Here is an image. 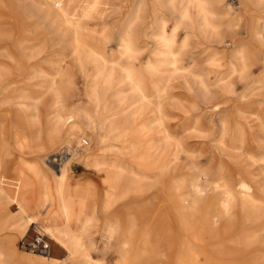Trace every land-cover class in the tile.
Wrapping results in <instances>:
<instances>
[{"label": "bare ground", "instance_id": "1", "mask_svg": "<svg viewBox=\"0 0 264 264\" xmlns=\"http://www.w3.org/2000/svg\"><path fill=\"white\" fill-rule=\"evenodd\" d=\"M37 1L30 4L37 7ZM128 2L118 36L111 40L104 34L105 24L93 17L100 15L101 0H39L44 19L51 17V26L63 35L71 33L73 54L97 67L85 85L87 99L102 107L97 118L86 108L53 114L57 101L47 91L59 95L53 81L44 85L0 75V226L3 230L13 223L22 232V227L37 222L34 213L25 214L44 204L52 189L63 221L47 220L44 234L67 251L65 260L48 253L18 254L0 240V264H64L67 259L71 264H105L92 257L95 247L86 240L96 219L97 172H104L103 236L107 245L115 241V264H264V0ZM8 11L20 16L13 0H0V34ZM27 19L19 22L38 25L34 15ZM111 42L115 47L106 46ZM203 44L202 62L209 67L198 68L193 49ZM126 57L131 65L120 62ZM106 64L111 69L104 74L97 65ZM116 67L120 74L112 95L118 109L102 102L114 87ZM178 73L196 80L201 100L215 110L207 123L213 146L203 154L204 164L192 159V171L170 189L172 197H149L152 187L173 174L171 154L165 149L172 135L165 129L166 138L153 155L141 152L129 139L127 117L137 118L139 105L151 102L158 112L157 124L163 125L161 98L169 79ZM238 82L243 87L241 105L223 113L226 94ZM128 91L131 98L124 96ZM182 128L199 133L189 117ZM61 142L67 148L53 154L52 179L37 161L10 159L34 158ZM177 146L184 150L180 142ZM74 163L92 169L95 176L76 178ZM81 186L90 204L87 215L82 209L74 213L76 203L85 200L75 197ZM9 204L16 209L9 210Z\"/></svg>", "mask_w": 264, "mask_h": 264}, {"label": "rangeland", "instance_id": "2", "mask_svg": "<svg viewBox=\"0 0 264 264\" xmlns=\"http://www.w3.org/2000/svg\"><path fill=\"white\" fill-rule=\"evenodd\" d=\"M13 1L17 13L20 16L15 15L11 12L10 14L9 11L6 13V15H8L4 19L6 25L4 26V29L0 34L5 39L3 41H0V75L9 78L10 81H13L14 79L20 77H27L29 79L38 80L44 85H48V83L50 84L53 81L55 82V88H57V91L59 92V95H56L54 94L53 90H47L49 91L48 95L50 94L51 99L54 102L55 100L57 101L55 103V106L52 108V111H55L53 114H56L60 111H63V113H65L74 108H86L92 113L95 118H97L102 110V107H96L87 99V96L85 95V85L87 79L91 76H94L95 70L97 68L95 64H88L83 60V58L77 57L75 54H73L72 47L70 45L71 33L63 35L61 32H58L54 26H51V17H49L48 19H44V11H38L40 8H43L41 6L42 4L40 5L39 0L36 3L37 7L30 4L31 0ZM128 1L130 0H101L98 8L100 15H98L99 13L93 14L94 20L101 21L105 24L106 29L104 31V34L109 36L111 40L115 39L118 36L121 22L123 21L130 8ZM30 14L34 15V17L36 18V20H34L38 25H34V23L31 21V26H28V23H20L22 22L20 20L21 18L29 21L27 17L30 16ZM144 22H147V18H144ZM25 28L28 32L23 31ZM99 36V34L93 35L94 38H99ZM111 45L112 47H115L114 42H111V44H106V46ZM205 45L206 44L198 45L193 49L194 52L196 51L194 54L198 58L197 62L199 61L198 68H203L205 66L209 67L207 64L204 65L202 62L203 58H205V53L203 52ZM120 62L125 65L132 64L131 59L127 57L124 59L121 58ZM28 65L30 67H28ZM97 66L102 67L104 74H107L111 69V64ZM113 71L116 78L113 79L112 85L117 82L118 75L120 74V70L117 67L114 68ZM207 83L211 84L212 80H208ZM238 83L234 91H232L230 94H226V102L220 107L223 113L227 110L232 111V109L234 111L235 109H238L240 107V103L242 102L240 97L243 93V87L241 85L242 83ZM114 88H116L115 85L110 91L105 94L102 102L107 103L108 108L115 107L116 109H118V100L115 96L112 95V93L114 92ZM211 89L213 90L212 87ZM199 91L200 88L196 80L188 76H182V74L179 73L175 74L169 79L167 83L166 93L161 98V101L163 103V125L159 126L157 124L156 120L158 117V112L154 107V104L151 102H143L141 105H139L137 118L134 119L130 115H128L127 117L128 122L130 123L129 126L131 130L129 139L134 140L140 146L141 152H146L147 154L153 155L156 151V147L158 149L161 140L166 138V133L164 131L165 129L168 128L172 135L171 138H168L165 149L168 153L171 154L170 158L172 159H169L171 161L170 165L173 174L163 177L160 182L161 184L158 183L156 187H152V190L150 189L148 194L149 197H152L154 195L156 196V194L162 195L164 198H166L165 196L168 195L172 197L171 193H169L170 189L173 188V186H175V184L178 183L179 180L186 178L189 171H192V159L198 160L201 165L205 163L203 154L207 152L206 149H210V147L213 146V142L211 141L212 137L210 135V129L207 126V123L212 121V118L214 117L213 113H215V110L211 106L210 102L205 103L201 100ZM124 96L127 98H131L132 94L128 91L124 94ZM187 117L191 118V120L196 123L199 133H187L182 128L184 120ZM85 138L89 140L88 136H85ZM153 142L155 143V145ZM176 142H180L181 145H183V151H180V148H178V146L176 147ZM71 146L75 147V144ZM66 148L67 144L65 142H61L53 146L52 148H48L43 154L37 155L34 158H27L25 160L17 156H10V159H12V162L16 163L37 161L45 170L50 173L49 176L52 179V174H54V171L51 168L55 169L54 163L51 160L53 159V154L58 150L63 151ZM176 149L178 150V152L176 151ZM151 150L153 152H151ZM150 158L152 162L154 160V157L152 156ZM49 164L52 165L49 166ZM72 175L76 178H93L95 176V172L92 169L82 166L81 164L74 163ZM103 177L104 172L96 173L95 182L96 184L97 182L98 184H100L98 188L99 194L97 197V207L95 208L96 219L88 227L86 240L89 242V244H93V246L95 247L93 250H91L92 257H94L96 260L101 259L105 264H115L117 260V253L114 246L115 241L112 240L107 245L106 239L103 236V234L105 233L103 230L104 213L100 209V202L102 198L101 193L104 188V185L101 183ZM82 187L83 186H81L80 190L75 191V197H80L85 200H83L82 203H76L74 213L76 214L80 209H82V212L87 215L90 212V204L87 201V194L84 192L85 189ZM53 197L54 194L51 189L50 197L44 202V204H42L36 211H29L25 214L28 215L34 213L38 219L37 222L22 227L24 229L22 232H19L20 229H15L16 225L13 223H11L10 226L8 225L5 229L3 228V230L0 226V240L3 242V244L18 254H38L36 252L32 253L27 249L21 248L20 240H27L31 238L37 231L44 233V228L47 220L53 223H57V221H63L61 215L59 214V209H57V203L55 199H53ZM8 209L15 210L16 206L13 204H9ZM72 223V227L75 228L76 224L74 219ZM44 236L50 243V250L48 252V255L53 258L65 260L67 258L66 249L60 243L56 242L53 239H50V235L44 234ZM64 264L71 263L67 259ZM141 264H151V262H144Z\"/></svg>", "mask_w": 264, "mask_h": 264}, {"label": "built area", "instance_id": "3", "mask_svg": "<svg viewBox=\"0 0 264 264\" xmlns=\"http://www.w3.org/2000/svg\"><path fill=\"white\" fill-rule=\"evenodd\" d=\"M20 247L31 252L48 253L50 250V243L46 240L44 233L37 231L31 238L20 240Z\"/></svg>", "mask_w": 264, "mask_h": 264}]
</instances>
